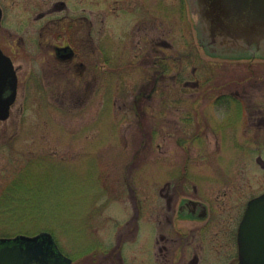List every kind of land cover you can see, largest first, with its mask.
Here are the masks:
<instances>
[{
  "label": "rangeland",
  "instance_id": "rangeland-1",
  "mask_svg": "<svg viewBox=\"0 0 264 264\" xmlns=\"http://www.w3.org/2000/svg\"><path fill=\"white\" fill-rule=\"evenodd\" d=\"M119 1L126 6L108 5ZM185 1L183 18L176 0L165 19L156 9L155 36L168 48L150 49L152 33L129 30L142 24L131 17L123 56L113 49L106 65L99 41L110 48L121 35L107 25L109 37L101 38L103 6L92 0L98 42L78 31L79 58L67 65L49 53L56 24L39 33L41 0H0V46L18 78L0 121V237L45 231L71 264H120L124 232V264H142L157 248L158 226L155 236L143 221L138 236L126 230H134L136 203L144 221L151 206L161 218L162 187L180 184L208 204L212 233L264 191V51L202 49ZM213 238L206 264L227 260L230 242Z\"/></svg>",
  "mask_w": 264,
  "mask_h": 264
},
{
  "label": "flooded vegetation",
  "instance_id": "flooded-vegetation-1",
  "mask_svg": "<svg viewBox=\"0 0 264 264\" xmlns=\"http://www.w3.org/2000/svg\"><path fill=\"white\" fill-rule=\"evenodd\" d=\"M91 2L92 0H41V5L38 4L34 18L38 23L37 27L40 28L39 33H42L46 24H56L57 34L55 37L57 38V42H47V45L48 47H51L49 53L55 57L58 62H65L67 65H75V60L79 58L78 55L80 54L75 41V34L78 31H84L88 35L89 44L98 42L93 38L95 24H93L92 18L94 14L93 10L88 5V3ZM105 2H107V5H105ZM108 2L109 0H100L103 10H101L99 19L100 26L97 28V31L101 33V38H104V35L109 37V32L107 31L106 26L110 25L113 26V31H116L121 35V38L118 39L117 36L116 39L118 45H112L110 48L106 47L101 41H99V43H101L100 50L104 64H113L110 53L115 48V53L121 55V57L123 56V54L119 52L120 49L124 51V48L122 47L123 35L121 32L122 29L128 25V21L131 17H134L136 21L142 22V24L131 25L129 30L136 33H152L150 35L147 34L149 41L148 47L150 49H154L155 44L160 45L158 48H161L162 46L164 49L170 46V42L166 40V37L155 36L154 29L155 18L157 15L156 9L159 10L158 13L163 15L165 19L169 13L172 14V0H132V5L129 4L130 0H126V6L121 8L119 5H121L122 2L119 1L114 3L116 7L114 9H112L111 5H108ZM174 4L181 15L180 17H186V1L176 0ZM104 11L114 14L109 15L104 13ZM1 14L2 10L0 8V16ZM112 18L120 20L121 23L124 20L127 21L126 23L115 25ZM78 63L84 66L82 61L79 60ZM181 189L182 185L174 184L172 190H170V186L162 187L159 190L160 196L164 198L163 206L160 209V213L163 214L161 218L154 216V206H151L150 217L148 216V219L144 221L141 206H138L137 203L135 204V215L133 218H135L136 223L133 226L134 230L132 231V228H129L128 231L126 230V233L132 232V235L138 236L142 221L148 224L153 236L157 235L155 232L156 228H153V226H158L159 230L156 239L157 248H154L151 251L149 250V254L147 256L145 255L146 258H144L142 264H159L158 261H163L165 264L209 263V261L212 260V256L215 255L212 244V240H214L213 236L219 235L220 233L221 237L230 242V247L227 246L226 255L224 257L223 254L221 255L227 260L224 262L221 261L218 264H239L237 230L245 207L240 210V212L238 211L236 216H232L226 222V225L221 227L218 232L212 233L213 224L211 222L212 218L208 204L197 197H191L188 196V194H184ZM123 234L124 232L119 235L116 248L118 249L116 252L120 264H124L122 250L124 243L129 239ZM229 255L231 257H229Z\"/></svg>",
  "mask_w": 264,
  "mask_h": 264
},
{
  "label": "water",
  "instance_id": "water-1",
  "mask_svg": "<svg viewBox=\"0 0 264 264\" xmlns=\"http://www.w3.org/2000/svg\"><path fill=\"white\" fill-rule=\"evenodd\" d=\"M200 41L220 52L264 51V0H189ZM17 76L0 48V120L9 116ZM239 264H264V193L250 199L237 230ZM50 233L0 238V264H70Z\"/></svg>",
  "mask_w": 264,
  "mask_h": 264
}]
</instances>
